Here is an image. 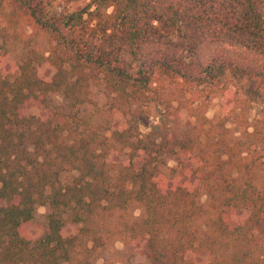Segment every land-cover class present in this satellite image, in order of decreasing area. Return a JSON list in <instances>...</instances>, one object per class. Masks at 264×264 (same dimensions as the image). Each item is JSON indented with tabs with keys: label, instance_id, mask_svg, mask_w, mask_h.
<instances>
[{
	"label": "trees",
	"instance_id": "obj_1",
	"mask_svg": "<svg viewBox=\"0 0 264 264\" xmlns=\"http://www.w3.org/2000/svg\"><path fill=\"white\" fill-rule=\"evenodd\" d=\"M227 73L264 87V0H0V264H90L85 222L135 205L148 264H264V115Z\"/></svg>",
	"mask_w": 264,
	"mask_h": 264
},
{
	"label": "rangeland",
	"instance_id": "obj_2",
	"mask_svg": "<svg viewBox=\"0 0 264 264\" xmlns=\"http://www.w3.org/2000/svg\"><path fill=\"white\" fill-rule=\"evenodd\" d=\"M228 84L232 90L237 91L243 98L246 113L250 116L264 115V87L256 80L246 75L227 73ZM95 101L101 105L102 93L97 90L94 94ZM221 99L215 98L212 102L208 115L215 117L220 113ZM150 120L143 126L144 131L154 128L160 121L157 110H153ZM169 166L174 161H169ZM73 173H64L61 180L66 181ZM50 212L48 205H39L35 210V221H38V229L33 231L35 237H39L43 231V225L47 222ZM143 208L135 205L127 210H118L105 207L85 222L86 231L81 234L78 246L75 250V262L90 264H148L145 256L134 253L131 240L126 230L127 225L141 216ZM84 225V223H83ZM73 226L68 230L74 232ZM42 230V231H41Z\"/></svg>",
	"mask_w": 264,
	"mask_h": 264
}]
</instances>
